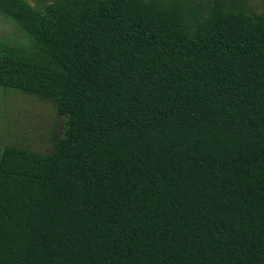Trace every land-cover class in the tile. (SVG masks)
I'll return each instance as SVG.
<instances>
[{
    "label": "trees",
    "instance_id": "obj_1",
    "mask_svg": "<svg viewBox=\"0 0 264 264\" xmlns=\"http://www.w3.org/2000/svg\"><path fill=\"white\" fill-rule=\"evenodd\" d=\"M0 15V86L55 116L0 146V264H264V0Z\"/></svg>",
    "mask_w": 264,
    "mask_h": 264
},
{
    "label": "rangeland",
    "instance_id": "obj_2",
    "mask_svg": "<svg viewBox=\"0 0 264 264\" xmlns=\"http://www.w3.org/2000/svg\"><path fill=\"white\" fill-rule=\"evenodd\" d=\"M17 34V25L0 15V38L14 41ZM54 120L49 104L26 93L0 86V146L10 141L31 149L48 151Z\"/></svg>",
    "mask_w": 264,
    "mask_h": 264
}]
</instances>
